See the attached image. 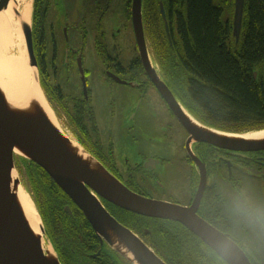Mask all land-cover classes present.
Returning a JSON list of instances; mask_svg holds the SVG:
<instances>
[{
	"label": "flooded vegetation",
	"instance_id": "obj_1",
	"mask_svg": "<svg viewBox=\"0 0 264 264\" xmlns=\"http://www.w3.org/2000/svg\"><path fill=\"white\" fill-rule=\"evenodd\" d=\"M177 2L142 0L144 57L134 28V0H122L121 4L114 0H33L31 27L40 90L64 137L122 186L152 201L197 208L200 219L228 235L252 264H260L259 253L247 245V240L254 229L264 231V149L198 140L155 83L163 82L183 112L195 119L180 101L163 65L165 58L160 52L157 55L162 45L147 24L159 17L163 21V3L171 41L164 21L166 40L162 41L174 47ZM142 115L149 117L148 127L142 123ZM258 131L264 129L250 132ZM168 165L180 170L175 176L182 183L183 199L173 193L172 185L162 181ZM23 166L25 189L37 204L46 210L50 209L46 204L52 207L50 216L58 214L62 236L99 243L100 250L89 255L93 262L104 256L112 259L107 252L114 250L109 242L54 179L35 162L27 160ZM87 188L112 217L128 228V211ZM257 192L262 195V203ZM138 216L145 222L144 235L132 231L143 241L160 224L183 226ZM76 228L78 233L73 235L71 231ZM52 236L62 243L56 233ZM46 237L52 245L47 233Z\"/></svg>",
	"mask_w": 264,
	"mask_h": 264
},
{
	"label": "trees",
	"instance_id": "obj_2",
	"mask_svg": "<svg viewBox=\"0 0 264 264\" xmlns=\"http://www.w3.org/2000/svg\"><path fill=\"white\" fill-rule=\"evenodd\" d=\"M235 1L225 0L223 6L215 0H178L174 47L162 41L166 35L161 17L147 24L162 45L157 55L164 56L163 65L177 95L193 117L215 130L246 133L264 129V0H245L238 42L233 34ZM256 71L258 79L254 76ZM46 206L53 211L49 204ZM37 207L61 264H126L122 263L123 256L110 249L107 252L112 259L104 256L93 262L89 255L100 250L99 243L62 236L58 214L50 216L43 206ZM127 213L128 228L143 236L145 222L138 215ZM160 225L152 229L147 242L166 264H227L185 227L174 223ZM77 230L71 231L73 235ZM54 233L61 244L53 239Z\"/></svg>",
	"mask_w": 264,
	"mask_h": 264
},
{
	"label": "water",
	"instance_id": "obj_3",
	"mask_svg": "<svg viewBox=\"0 0 264 264\" xmlns=\"http://www.w3.org/2000/svg\"><path fill=\"white\" fill-rule=\"evenodd\" d=\"M11 1L0 0V13L9 6ZM141 4L142 0H134V28L140 49L145 57ZM160 6L162 18L171 41L165 7L163 3ZM244 11L245 0H236L233 34L237 37V42L241 34ZM14 14L20 18L17 9H14ZM20 25L25 39L29 63L33 69V79L40 88L39 77L35 71L37 61L33 48L31 23L21 21ZM254 76L255 79H258L259 71H256ZM155 83L170 106L176 112H179L181 118L187 120L188 125L191 126L190 130L198 140L226 147L237 145L243 149L248 147L245 148L248 150L264 149V142L222 138L194 127L170 89L160 80L155 81ZM33 107L36 112L35 117L21 118L7 110L4 99L0 94V264H61L57 254L53 262L48 260L42 241L31 230L16 196L12 192L15 147H19L26 154L23 158L35 162L54 179L57 185L84 212L94 229L109 242L111 247L112 242L107 233L108 228L124 241L140 264L166 263L137 234L112 217L92 195L87 186L104 200L125 211L182 224L207 246L216 251L227 264H252L245 252L228 235L218 231L198 217L197 208H185L146 199L122 186L102 166V170L108 174L109 179H104L99 174L92 172L69 150L67 144L62 140V133L60 134L43 115L39 106L35 104ZM14 183L16 186H23L19 179ZM40 228L42 234H46L43 223ZM50 246L52 247L51 244ZM52 249L54 250L53 247ZM93 257L96 258V256Z\"/></svg>",
	"mask_w": 264,
	"mask_h": 264
},
{
	"label": "bare ground",
	"instance_id": "obj_4",
	"mask_svg": "<svg viewBox=\"0 0 264 264\" xmlns=\"http://www.w3.org/2000/svg\"><path fill=\"white\" fill-rule=\"evenodd\" d=\"M32 2L33 0H12L9 6L4 8L0 13V94L4 99L7 110L21 118L35 117L36 112L33 105L37 104L43 115L50 121L55 129L60 132L58 122L51 112L42 91L34 80H30V75L26 74V70L24 69L25 67L27 69L26 65L28 62L26 59L27 53L24 50L25 39L20 23L21 21L31 23ZM14 9L18 10L20 18L15 16ZM14 51H17L18 54H22V60H19V62L18 58L20 56L14 55ZM190 120L194 127L222 138L264 142V131L243 134L228 133L207 128L199 124L191 116ZM61 135L62 140L67 144L69 150L90 168L92 172L99 174L104 179H109L108 174L102 170L101 165L96 160L91 159L78 147V145L68 141L63 134ZM14 152L16 155L26 156L19 147H15ZM16 180H18V177L13 172L12 192L16 196L18 204L31 230L42 241V246L48 260L53 262L56 259V254L54 250L44 242V235L40 228L42 225L41 218L29 194L21 185H15L14 182ZM107 233L111 239L112 247L116 251L129 262L140 264L132 251L127 248L124 241L118 237L113 230L108 228Z\"/></svg>",
	"mask_w": 264,
	"mask_h": 264
},
{
	"label": "rangeland",
	"instance_id": "obj_5",
	"mask_svg": "<svg viewBox=\"0 0 264 264\" xmlns=\"http://www.w3.org/2000/svg\"><path fill=\"white\" fill-rule=\"evenodd\" d=\"M224 1L225 0H215V3L218 4V5H223L224 6ZM115 3H122V0H114ZM228 16L225 17V19H227ZM24 50L26 51L27 53V48H26V44L24 45ZM16 52V53H15ZM14 55H19L20 57L18 58V62L19 60H22V54H18L17 51H14L13 52ZM26 59H27V69L26 67L24 68L26 71L25 73L30 75L31 77V81H33L34 77H33V69L31 68L30 66V63H29V58H28V54H26ZM32 70V72H31ZM31 73V74H30ZM141 121L142 123H144L147 127L149 126V117L147 118L145 115H142L141 117ZM199 123V122H198ZM201 124V123H199ZM202 125V124H201ZM163 153L164 150H162ZM23 156H20V155H15V169H14V173L17 175L18 179L21 181V184L23 185L22 187L25 189V183H24V177H25V172H24V162H23ZM179 169V168H178ZM177 168L173 167L172 165L167 167V169L165 170L164 174L162 175V181L164 183H168L170 185H172L174 188H173V193L177 196V197H181V199H183L185 196H182L185 194V192L183 190L180 189V186H181V182L177 179H176V172L177 174L179 173L180 170H178ZM186 172V171H184ZM186 181L183 182V184H185ZM25 191L29 194L30 198L32 199L34 205H35V208L40 216V213H39V210H38V207H37V204H36V201L34 200L33 196L25 189ZM157 195H160V193H158ZM257 196L259 197V199L261 200V203H262V195L257 192ZM255 204H257L255 202V200H253ZM259 206V205H258ZM41 218V216H40ZM42 221V219H41ZM43 223V222H42ZM239 230V229H238ZM246 230H239V232H245ZM248 231V230H247ZM253 234L252 237L249 238V240H247V245L252 249V250H256L258 253H259V261H260V264H264V231L263 230H256L254 229V231H251ZM140 238V237H139ZM141 239V238H140ZM142 240V239H141ZM145 241V240H144ZM44 242L47 246H50V243H49V240L48 238L46 237V234H44ZM145 243L148 244L147 241H145ZM149 245V244H148ZM51 247V246H50ZM52 248V247H51ZM261 251L263 252L262 255H261ZM56 254V253H55ZM57 256V255H56ZM123 259V262L128 264L129 262H127L128 260L125 261V258H122ZM130 264H132L130 262Z\"/></svg>",
	"mask_w": 264,
	"mask_h": 264
}]
</instances>
